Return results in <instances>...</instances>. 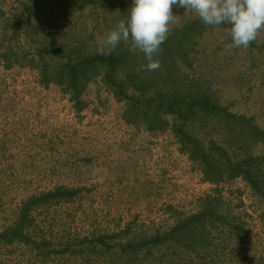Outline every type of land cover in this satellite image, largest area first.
Wrapping results in <instances>:
<instances>
[{
    "label": "trees",
    "instance_id": "1",
    "mask_svg": "<svg viewBox=\"0 0 264 264\" xmlns=\"http://www.w3.org/2000/svg\"><path fill=\"white\" fill-rule=\"evenodd\" d=\"M133 0H0V63L7 70L28 68L38 82L56 86L78 114L90 107L88 91L101 82L124 104L122 120L151 133L170 132L213 192L200 198L196 213L179 216L167 229L57 238L37 235V212L74 200L82 190L58 186L27 196L8 227L0 228V249L14 243L29 246L26 264H65L71 257L95 264H264V257L218 254L227 240L244 241L251 231L229 206L226 187L242 183L264 209V126L257 116L240 112L225 100L224 89L240 76L219 73L227 60L206 59V36L221 32L217 48L231 42L228 25L206 26L193 12L182 19L173 13L169 34L157 55L161 68L147 71L143 53L121 41L111 55H98L99 42L128 18ZM186 14V10H182ZM94 25L88 31L89 24ZM257 39L247 48H233L254 58L263 51ZM211 48V46H210ZM218 72V73H217ZM233 194V191L231 192ZM243 204V201L240 200ZM127 237V238H126ZM130 237V238H128ZM125 238V239H124ZM90 255H89V254ZM23 254L22 257H25ZM21 261V260H18ZM0 264H5L0 257ZM21 264V263H19Z\"/></svg>",
    "mask_w": 264,
    "mask_h": 264
},
{
    "label": "rangeland",
    "instance_id": "2",
    "mask_svg": "<svg viewBox=\"0 0 264 264\" xmlns=\"http://www.w3.org/2000/svg\"><path fill=\"white\" fill-rule=\"evenodd\" d=\"M182 10L172 9L182 19L192 17L194 11ZM223 39L219 31L206 36L205 56L209 62L234 56L225 62V72L219 71L241 77L230 90L224 89L225 100H236L234 109L256 115L264 126V49L254 58L242 49L234 55L216 47ZM259 42L264 46V30ZM87 97L90 107L78 114L69 97L56 86H42L35 71L7 70L0 63V228L13 223L27 196L58 186L82 190L74 200L36 214L37 235L52 236L58 243L93 231L124 237L122 230L130 226V236L144 229H167L182 213H196L200 198L214 187L180 152L173 135L126 124L121 117L124 104L101 82L90 86ZM237 187L242 195L234 186L226 187L225 194L251 233L238 241L241 245L231 240L220 244L218 254L239 251L264 257V209L244 184ZM29 248L18 243L4 246L0 257L5 264H26ZM66 264L95 263L78 256Z\"/></svg>",
    "mask_w": 264,
    "mask_h": 264
},
{
    "label": "clouds",
    "instance_id": "3",
    "mask_svg": "<svg viewBox=\"0 0 264 264\" xmlns=\"http://www.w3.org/2000/svg\"><path fill=\"white\" fill-rule=\"evenodd\" d=\"M173 6L194 11L206 26H230L231 42L225 48H247L264 30V0H133L126 21L119 23L102 39L98 55H111L121 41L132 43V50L143 53L146 70L161 68L157 55L167 40L174 20ZM94 25H88L93 31Z\"/></svg>",
    "mask_w": 264,
    "mask_h": 264
}]
</instances>
